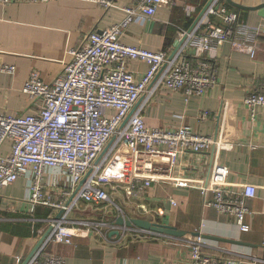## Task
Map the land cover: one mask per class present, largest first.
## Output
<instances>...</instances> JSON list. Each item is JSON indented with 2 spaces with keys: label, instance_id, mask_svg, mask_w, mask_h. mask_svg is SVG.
I'll use <instances>...</instances> for the list:
<instances>
[{
  "label": "crops",
  "instance_id": "crops-1",
  "mask_svg": "<svg viewBox=\"0 0 264 264\" xmlns=\"http://www.w3.org/2000/svg\"><path fill=\"white\" fill-rule=\"evenodd\" d=\"M233 1L244 6L264 2ZM207 2L172 0L158 7L153 19L136 17L122 32L120 41L171 54L180 38L179 31H188L198 22ZM220 2L227 4L225 0ZM132 3L133 0H116L109 8L89 0L0 4V64L15 67L13 74L0 71V112L22 115L37 111V100L22 92V84L30 73L36 71L44 82L51 83L61 72L63 62L69 59V49L81 44L92 30L100 31L123 20V6ZM232 8L239 13V20L248 25L264 23L256 11ZM214 53L216 83L212 87L188 100L181 91L158 89L144 106L142 116L149 127L172 130L188 125L195 133L222 135L223 141L232 144L231 148L219 152L218 161L228 167L225 188L240 192L246 185H252L256 190L255 197L246 200L250 210L246 221L250 229L240 231L234 216L222 214L206 204L211 193L203 196L200 185L216 159L211 149L177 154L169 174L137 198H127L121 188L114 195L126 218L149 216L152 221L173 225L187 233L200 232L239 241L243 245L205 240L204 251L240 264H264V106L258 107L251 117L243 105L246 93L264 91V36L259 38L253 59L232 50L228 43L218 46ZM127 69L140 80L148 65L142 60H133ZM9 146L5 141L0 155L7 154ZM125 153L126 149L118 152L116 162L123 161ZM54 177L47 174L44 182H52ZM63 184L62 181L59 185ZM119 185L124 186L125 182ZM26 196V178H19L0 190V264H15L16 257H21L24 264L48 228L44 219L55 218L53 209L47 216L45 207L33 206ZM141 204L146 212L139 208ZM82 206L80 203L71 214L72 219L106 216L102 212L104 204ZM133 233L129 230L119 241L108 244L91 229L81 228L71 244L50 243L46 248L50 253L62 255L65 264H187V246L176 244L175 240L171 242L166 236L132 237Z\"/></svg>",
  "mask_w": 264,
  "mask_h": 264
},
{
  "label": "built area",
  "instance_id": "built-area-1",
  "mask_svg": "<svg viewBox=\"0 0 264 264\" xmlns=\"http://www.w3.org/2000/svg\"><path fill=\"white\" fill-rule=\"evenodd\" d=\"M47 1L0 0V4ZM89 1L102 8L116 2ZM171 1L133 0L123 6V20L100 31L92 30L81 44L68 50L69 59L51 83L44 82L36 71L30 73L22 92L37 100V111L22 115L0 112V148L5 141L10 143L7 154L0 155V190L26 178L30 204L51 208L55 215L62 211L58 218L44 219L51 231L25 264H65L62 255L50 253L46 247L50 243L71 244L81 228L91 229L108 244L119 241L129 230L139 236L154 234L117 225L118 216L109 220L106 206L102 210L106 216L100 219H72L71 214L80 203L83 208L113 204L110 192L114 194L120 188L127 198L141 196L169 174L176 155L185 150L214 151L216 159L200 191L203 196L211 193L206 204L234 216L240 231L250 229L246 200L255 197L256 190L252 185L240 192L225 188L228 167L218 161L219 152L232 144L223 141L222 135L195 133L188 125L172 130L149 127L142 110L158 89L181 91L188 100L212 87L216 83L214 51L223 43L255 58L259 38L264 36V23L248 25L239 20L237 11L212 0L190 30L179 31V37L186 38L172 56L163 50L151 51L120 41V35L136 17L153 19L158 7ZM133 60L148 65L140 80L127 69ZM0 71L13 74L15 67L0 64ZM243 105L254 117L257 108L264 106V91L246 93ZM125 149L126 158L116 162V154ZM47 174L55 176L52 182H44ZM123 182L124 186L119 185ZM139 208L147 211L144 204ZM120 216L126 218L123 213ZM113 230L118 235L108 236ZM167 238L189 248L187 264H240L207 254L200 236ZM15 264H21V257H16Z\"/></svg>",
  "mask_w": 264,
  "mask_h": 264
},
{
  "label": "water",
  "instance_id": "water-1",
  "mask_svg": "<svg viewBox=\"0 0 264 264\" xmlns=\"http://www.w3.org/2000/svg\"><path fill=\"white\" fill-rule=\"evenodd\" d=\"M211 1L212 0H208L207 4L203 8L200 16L204 13L206 7L209 5V3ZM225 1L230 6L235 7L237 9H240V10L256 11L258 16L264 18V2L256 4L254 6H244V5H241L239 3L234 2L233 0H225ZM185 38H186V36H183V37L179 38L178 40H176V42L173 45V51L170 54V56H172L177 51V49L181 46V44L183 43ZM132 112H133V110H131V112L129 113L128 116H130L132 114ZM106 149L107 148L105 147V149L103 150L102 153H104ZM82 183H83V180L79 183L76 190L80 187V185ZM61 213H62V211L57 212V214L55 215V218H58L61 215ZM115 223L117 225H124L128 228L135 227V228L141 229L143 231H147V232L159 234V235H164V236H168V237H173V238H181L185 235H190V236H200L204 240H211V241H218V242H226V243L243 245V243L239 242V241L229 240V239H225V238H221V237H217V236H213V235H209V234H203L200 232L187 233L184 230L178 229L173 225L152 221L151 217H149V216L131 217V218H124L122 216H118L115 218ZM50 231H51V227L48 226L46 231L38 239V242L36 243V246L34 247L32 252L28 255L27 259L25 260V263L30 259V257L34 254V252L37 250V248L42 244V242L45 240V238L50 233ZM112 234L118 235V231L115 230V231H111L109 233V235H112Z\"/></svg>",
  "mask_w": 264,
  "mask_h": 264
},
{
  "label": "rangeland",
  "instance_id": "rangeland-1",
  "mask_svg": "<svg viewBox=\"0 0 264 264\" xmlns=\"http://www.w3.org/2000/svg\"><path fill=\"white\" fill-rule=\"evenodd\" d=\"M12 3V2H11ZM122 192H124V190L122 189L121 190ZM110 196H111V199H112V202H113V204L112 203H104L105 204V206L108 208V212L110 213V214H108V219L109 220H111L112 219V217H111V215L113 216V217H116V216H120L122 213H124L123 211V208L121 207V205L120 204H118V201H117V198H116V196L113 194V193H111L110 192ZM134 205H136L135 203L133 204V206ZM83 207V206H82ZM130 209V211H133V209L132 208H129ZM103 210H104V208H103ZM139 235H137V234H135V233H133L132 234V237H138ZM164 236V235H163ZM166 237H168V236H166ZM73 241V240H72Z\"/></svg>",
  "mask_w": 264,
  "mask_h": 264
},
{
  "label": "trees",
  "instance_id": "trees-1",
  "mask_svg": "<svg viewBox=\"0 0 264 264\" xmlns=\"http://www.w3.org/2000/svg\"><path fill=\"white\" fill-rule=\"evenodd\" d=\"M226 6H227L228 8H230V9L234 10V8L230 7L228 4H226ZM234 11H235V10H234ZM45 208H46L45 213L47 212L46 214H47V216H48V215L50 214V212H51V211H50L51 208H48V207H45ZM47 210H48V211H47ZM47 216H46V217H47ZM49 216H50V215H49Z\"/></svg>",
  "mask_w": 264,
  "mask_h": 264
}]
</instances>
